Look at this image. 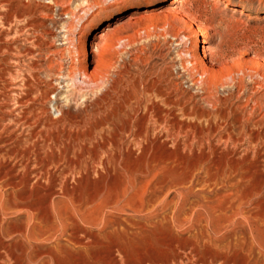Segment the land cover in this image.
Returning <instances> with one entry per match:
<instances>
[{"label": "rangeland", "instance_id": "obj_1", "mask_svg": "<svg viewBox=\"0 0 264 264\" xmlns=\"http://www.w3.org/2000/svg\"><path fill=\"white\" fill-rule=\"evenodd\" d=\"M181 1L0 0V172L14 167L0 180V264H110L117 251L161 262L172 249L186 264H264V0ZM101 35L112 67L79 100L68 66L89 55L93 71ZM186 53L217 71L218 88L199 92L180 67ZM31 77L53 84L44 117L101 105L88 126L104 135L80 133L84 152L68 155L82 169L56 171L64 149L28 135L29 108L10 94ZM148 114L167 115L169 131ZM37 153L42 164L24 170L22 156Z\"/></svg>", "mask_w": 264, "mask_h": 264}, {"label": "bare ground", "instance_id": "obj_2", "mask_svg": "<svg viewBox=\"0 0 264 264\" xmlns=\"http://www.w3.org/2000/svg\"><path fill=\"white\" fill-rule=\"evenodd\" d=\"M173 3L176 4H180L182 3L181 0H173ZM5 4V3H4ZM174 18H179V16L173 14ZM8 19V18H7ZM184 19L186 20V18L184 17ZM163 31H166V28H163ZM168 33V32H167ZM177 38V37H175ZM209 38V34L206 33L205 34V39ZM105 39V36L101 35L99 36V41L98 42H94L96 44H94V46L91 48L93 49V51L91 52V56H92V62L95 63L94 69L93 71H91L90 73L87 72V60H89V55L86 57L85 59V63L80 62V65L78 68H76L75 66L73 67H69L68 66V70H67V74L65 76L66 80H68L69 82L67 83V86H70L74 89V94L78 95L79 100L80 99H84L86 96H88L91 93L94 92H98V90L100 91L101 88L105 85L104 84V79H103V74L105 73V70H109V68H111L112 66L108 67L109 65L105 64L102 60V57L104 55V53L107 51V48L109 47V45L104 44L102 47V51L100 53L99 49L101 46V42ZM183 40H188V42H190L191 44V40L189 38H187L186 36L182 37ZM205 39H203L201 41L202 46V54L201 56H199L198 58L201 60L204 57H207V54L205 52V44L206 41ZM125 40V39H124ZM185 43V42H184ZM183 43H179L178 45H182ZM184 45V44H183ZM39 47V46H38ZM80 50V49H79ZM78 51V50H77ZM82 51V50H81ZM81 51H79L80 53H82ZM98 51V52H97ZM191 51V50H190ZM78 52V53H79ZM98 55V59L95 58V55ZM192 53V52H191ZM80 55V54H79ZM186 58L187 60L184 61V63H182L180 65V67L182 68V70H184V73L189 77V81H191L193 83V85L195 87H197V89L199 90V92H201L200 90H203L204 87L207 85L208 87H210L211 91L218 88V84H217V78H218V74L217 71L214 69H201L199 68V65L197 62L192 61V55L190 53H186ZM84 56V55H83ZM84 58V57H83ZM15 61V60H14ZM13 62V61H12ZM51 62V61H50ZM16 64V63H15ZM52 64V63H51ZM58 65V64H57ZM56 65V66H57ZM112 65V64H110ZM116 65V64H115ZM89 67V66H88ZM63 68V67H62ZM61 69V67H60ZM50 72L53 73H58L60 72L59 70L56 69L55 66H50L49 67ZM64 71V70H63ZM111 72V70H110ZM125 72V71H124ZM97 76H99V78H97ZM107 76V75H106ZM196 76L200 77L199 79L196 78ZM132 77V76H131ZM186 77V76H184ZM128 78V77H127ZM33 78L31 77V79L26 78L25 81L23 82V84H21L20 86L18 85H14V87L11 88V93L10 94V98L12 99L13 102L16 103V106H20V107H27L29 108V111H27L26 109L23 110V113L25 114L21 120L22 122L27 125H29V134L31 137H43L49 140H54L56 141L57 147L62 151L65 156H62L60 154V156H58V159L56 161V171L62 173L63 175L67 174V170H71L73 173L77 170L80 169L83 166V162H82V158H79V161L74 162L76 160H71L68 155L69 153L73 152H80L83 151V147H81L80 144V133L83 134V136H86L84 133L89 132L87 135H89V137H92L93 134L95 133H99V134H103L104 135V130H99V131H92V129L94 128H90L89 126H91L90 121L92 119L95 118V116L97 114H99L98 109L99 104L96 103L95 105L98 106V109H96L97 106H92L90 104H85V112H87V116L85 114L84 118L81 119H77L76 117H74V115L71 113L70 109H65V108H56V111L59 113V117L58 118H47L44 117L43 115L46 116V112H45V105L41 102L48 100L50 98L52 88H53V84H49L48 86H46L45 88H39L38 86V82L35 80H32ZM36 79V77H35ZM107 79V78H106ZM133 79V78H131ZM138 82V81H137ZM79 85H78V84ZM107 84V82H106ZM78 85V86H77ZM106 87V86H105ZM135 87V86H134ZM137 87V86H136ZM222 87V86H221ZM144 88V87H143ZM155 89V88H154ZM205 90V89H204ZM206 90H208V88H206ZM205 90V91H206ZM124 91V90H123ZM122 91V92H123ZM21 92H23L24 94L22 95ZM136 92V91H135ZM214 92V91H213ZM110 93V92H109ZM147 93H151V91H148ZM211 93V92H210ZM215 93V92H214ZM117 94V93H116ZM142 94V93H141ZM108 96V95H107ZM146 96V95H145ZM109 97V96H108ZM214 97V96H213ZM147 98V96H146ZM149 98V97H148ZM76 99V98H75ZM99 99V98H98ZM215 99V98H214ZM101 100H104V97L101 98ZM108 100V99H107ZM134 100V99H133ZM151 100V99H150ZM37 101H41L40 103H38ZM49 101V100H48ZM78 101V100H77ZM79 102V101H78ZM99 102H101L99 100ZM107 102V101H106ZM141 102V101H140ZM213 102V101H212ZM8 103V102H7ZM38 103V104H37ZM142 103V102H141ZM208 103V102H207ZM103 101H102V105H103ZM140 104V103H139ZM148 104V103H146ZM211 104V103H210ZM218 104V103H217ZM221 105H226L227 104L224 101H220ZM31 105V106H30ZM133 105V104H132ZM220 105V106H221ZM148 106V105H147ZM150 106V105H149ZM148 106V108H149ZM219 106V107H220ZM14 108V107H13ZM95 108V109H93ZM137 108V107H135ZM142 108V106H141ZM147 108V109H148ZM224 108V107H223ZM232 108V107H231ZM12 109V108H11ZM93 109V110H92ZM145 109V108H144ZM226 109V108H225ZM136 110V109H135ZM143 110V109H142ZM141 110V111H142ZM224 110V109H223ZM6 111V110H4ZM139 111V110H138ZM253 111V110H252ZM101 112V111H100ZM137 112V111H136ZM197 112V111H196ZM195 112V113H196ZM106 113V112H105ZM131 113V111H130ZM145 112H142V114ZM168 113V112H167ZM200 113V112H199ZM225 112H219L217 117H220L222 120L226 118V115L224 114ZM234 113V112H233ZM242 113V112H241ZM154 114V113H153ZM207 114V113H206ZM121 115V114H120ZM145 115V114H144ZM170 115V114H169ZM149 116V114L147 115V117ZM202 116V115H201ZM234 116V115H233ZM135 117V116H133ZM141 117V116H139ZM229 117V116H228ZM146 118V117H145ZM144 118V119H145ZM129 119V118H128ZM139 119V118H137ZM18 118H14L15 122H19L21 121ZM133 120V118H132ZM135 120V119H134ZM148 120L151 122L153 121V117L151 115V117H148ZM109 121V120H108ZM17 122V123H18ZM95 122V121H94ZM106 122V121H104ZM13 123V122H12ZM92 123V122H91ZM153 123V122H151ZM157 123H162L164 125V127L167 129L166 131H169V124H171V122L168 121V117L166 115V117L164 118H156V120L154 121V125L157 126ZM88 124H90L88 126ZM105 125V124H104ZM153 125V126H154ZM94 126V125H93ZM16 127V126H15ZM22 127V126H21ZM115 127V126H114ZM135 127V126H134ZM161 127V126H160ZM136 128V127H135ZM150 128V127H149ZM158 128V127H157ZM133 129V128H132ZM155 129V128H154ZM164 129V128H163ZM221 129V128H220ZM123 130V129H122ZM121 130V131H122ZM159 130V129H158ZM165 130V129H164ZM24 131V130H23ZM165 131V132H166ZM146 132V131H145ZM149 132V131H148ZM217 133V130H213L211 133L215 134ZM26 133V132H25ZM124 133V132H123ZM133 133V132H132ZM170 133V132H169ZM219 133V132H218ZM217 133V134H218ZM232 133V132H231ZM230 131L227 130L226 135L230 136L231 135ZM167 134V133H166ZM209 134V133H208ZM209 134V135H210ZM221 134V132H220ZM219 134V135H220ZM82 136V137H83ZM108 136V135H107ZM141 136V135H140ZM88 137V136H86ZM97 137V136H96ZM52 138V139H51ZM138 138V137H137ZM18 140V139H17ZM52 140V141H53ZM87 140V139H86ZM89 140V139H88ZM93 140V138H92ZM46 141V140H45ZM64 141L66 143H62L61 142ZM91 141V140H90ZM15 143V142H14ZM83 143V142H82ZM85 143V142H84ZM91 143V142H90ZM46 144V143H45ZM49 144V143H48ZM73 145V146H71ZM16 146V145H15ZM56 146V145H55ZM108 146V145H107ZM85 147V145H84ZM49 150L53 151L54 147H48ZM95 148V147H94ZM56 149V150H57ZM85 149V148H84ZM20 150V149H19ZM55 150V149H54ZM102 150V149H101ZM105 151V150H104ZM138 151V150H137ZM43 152V151H42ZM84 152V151H83ZM12 153V152H11ZM52 153V152H51ZM105 153V152H104ZM22 154V153H21ZM26 154V153H25ZM23 155V166L25 165V169L27 170H31V167L36 163L37 165H40V163L42 162L43 158H42V153H37L36 158L34 161H32L31 159H29L26 155ZM28 154V153H27ZM35 154V153H34ZM49 154V153H48ZM76 154V153H75ZM80 154V153H79ZM82 154V153H81ZM80 154V155H81ZM88 154V153H87ZM96 154V153H95ZM8 155V154H7ZM15 155V154H13ZM83 155V154H82ZM85 155V154H84ZM17 156V155H16ZM29 156V155H28ZM47 156V155H46ZM76 156V155H75ZM96 156V155H95ZM55 157V156H54ZM79 157V156H78ZM76 158V157H75ZM84 159H89V158H84ZM101 159V158H100ZM46 160V159H45ZM1 161V160H0ZM119 161V160H118ZM54 162V161H53ZM87 163V162H86ZM35 164V165H36ZM42 164V163H41ZM55 164V163H54ZM89 164V163H88ZM19 166V165H18ZM105 166V165H104ZM1 168V167H0ZM35 168V167H34ZM44 168V167H43ZM89 168V167H88ZM102 168V167H101ZM14 169V167L10 168V170L4 171V172H0V180L2 179H6L7 177H9L11 175V173H9V171H12ZM33 169V168H32ZM38 169V168H37ZM82 169V168H81ZM91 169V168H90ZM42 170V169H41ZM39 170V171H41ZM96 170V169H95ZM20 171V170H19ZM80 171V170H79ZM14 172V171H13ZM23 172V171H22ZM43 172V171H42ZM48 172V171H47ZM31 173V171H30ZM40 173V172H39ZM45 174V172H44ZM43 173L41 174H37L38 178H42L44 176ZM49 176V178L53 179L55 178L56 173H51L48 172L47 173ZM69 174V173H68ZM27 175V174H26ZM46 176V177H47ZM13 177V176H12ZM27 177V176H26ZM45 177V178H46ZM29 178V177H28ZM24 181V180H23ZM44 182V181H43ZM27 184V183H26ZM29 184V183H28ZM63 184V183H62ZM8 185V184H7ZM49 193V192H48ZM24 196V195H22ZM51 197V196H50ZM5 199V198H4ZM51 201V200H50ZM1 204V203H0ZM10 212V211H9ZM28 214V213H27ZM32 217V216H31ZM38 218V217H37ZM44 225V224H43ZM69 226V224H68ZM94 226V225H93ZM57 228V227H56ZM66 229V228H65ZM77 234V233H76ZM8 235V234H7ZM23 235V234H22ZM25 235V234H24ZM83 235V234H82ZM3 237V236H2ZM9 239V238H8ZM259 245V244H258ZM116 250V249H115ZM179 250V249H178ZM2 251V250H1ZM6 251V250H5ZM4 251V252H5ZM26 251V250H25ZM171 253L168 254L167 259L163 260V261H159V262H153V261H147L144 260V262H140V259L138 261L135 260H131V261H127L125 260V255L121 252V251H117V256H114L111 258V263L112 264H186L188 258H183L179 253L175 254L174 250H169ZM183 252V251H182ZM5 255V254H4ZM28 259V258H27ZM142 259V258H141ZM186 259V260H185ZM32 262V261H31ZM110 263V264H111Z\"/></svg>", "mask_w": 264, "mask_h": 264}]
</instances>
